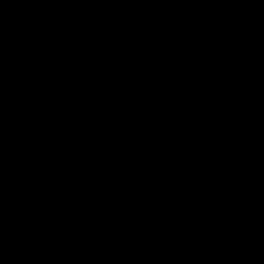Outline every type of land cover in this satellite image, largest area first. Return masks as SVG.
Wrapping results in <instances>:
<instances>
[{
    "label": "water",
    "instance_id": "obj_1",
    "mask_svg": "<svg viewBox=\"0 0 264 264\" xmlns=\"http://www.w3.org/2000/svg\"><path fill=\"white\" fill-rule=\"evenodd\" d=\"M0 264H264V0H0Z\"/></svg>",
    "mask_w": 264,
    "mask_h": 264
}]
</instances>
